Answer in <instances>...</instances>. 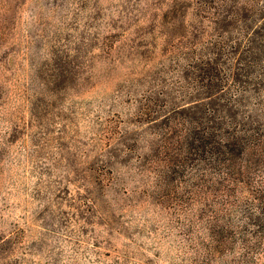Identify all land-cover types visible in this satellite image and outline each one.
<instances>
[{
  "label": "rangeland",
  "instance_id": "rangeland-1",
  "mask_svg": "<svg viewBox=\"0 0 264 264\" xmlns=\"http://www.w3.org/2000/svg\"><path fill=\"white\" fill-rule=\"evenodd\" d=\"M0 264H264V0H0Z\"/></svg>",
  "mask_w": 264,
  "mask_h": 264
}]
</instances>
